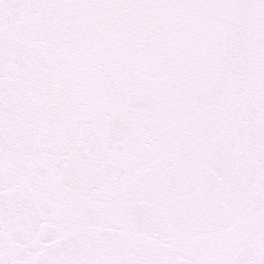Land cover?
I'll return each mask as SVG.
<instances>
[{"label":"snow or ice","instance_id":"6c2138e0","mask_svg":"<svg viewBox=\"0 0 264 264\" xmlns=\"http://www.w3.org/2000/svg\"><path fill=\"white\" fill-rule=\"evenodd\" d=\"M0 264H264V0H0Z\"/></svg>","mask_w":264,"mask_h":264}]
</instances>
